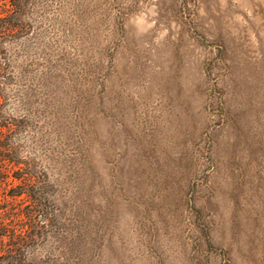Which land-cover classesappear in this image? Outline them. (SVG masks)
Returning a JSON list of instances; mask_svg holds the SVG:
<instances>
[{"label": "rangeland", "instance_id": "obj_1", "mask_svg": "<svg viewBox=\"0 0 264 264\" xmlns=\"http://www.w3.org/2000/svg\"><path fill=\"white\" fill-rule=\"evenodd\" d=\"M25 19L20 104L40 117L16 142L60 193L30 260L264 264V0H40ZM4 197L19 232L3 210L29 203Z\"/></svg>", "mask_w": 264, "mask_h": 264}, {"label": "trees", "instance_id": "obj_2", "mask_svg": "<svg viewBox=\"0 0 264 264\" xmlns=\"http://www.w3.org/2000/svg\"><path fill=\"white\" fill-rule=\"evenodd\" d=\"M39 1L0 0V193L8 196L3 198L4 201H12L13 205L29 203L27 207H20L18 212L11 207L3 210L11 211L7 219L13 216L20 218L22 223H19V232L10 233L7 224L0 222V229L4 231L0 243H6L0 250V264H65L33 262L29 258L30 242L39 239V230L46 227L48 220L42 196H52L53 190L48 189L50 181L43 179L42 168L23 154L21 145L16 142L24 133L25 124L29 126L31 122L34 126L40 117V112L31 103L20 104L21 87H28L30 82L37 83V75L27 69L33 66V60L32 64L28 62L36 35L31 34V23L25 18ZM38 45H42L41 42L38 41ZM21 59L27 60V64L21 63ZM13 98L18 101V108H13ZM53 196H60V193ZM28 229L33 234L26 236Z\"/></svg>", "mask_w": 264, "mask_h": 264}]
</instances>
